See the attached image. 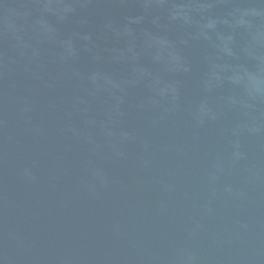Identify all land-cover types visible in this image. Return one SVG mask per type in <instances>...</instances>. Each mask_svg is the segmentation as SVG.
Here are the masks:
<instances>
[{
    "label": "water",
    "instance_id": "1",
    "mask_svg": "<svg viewBox=\"0 0 264 264\" xmlns=\"http://www.w3.org/2000/svg\"><path fill=\"white\" fill-rule=\"evenodd\" d=\"M0 264H264V0H0Z\"/></svg>",
    "mask_w": 264,
    "mask_h": 264
}]
</instances>
